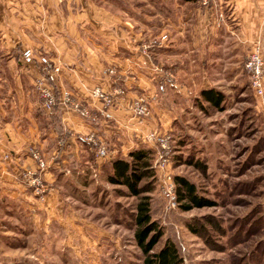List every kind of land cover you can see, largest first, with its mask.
<instances>
[{
  "label": "rangeland",
  "instance_id": "374dc122",
  "mask_svg": "<svg viewBox=\"0 0 264 264\" xmlns=\"http://www.w3.org/2000/svg\"><path fill=\"white\" fill-rule=\"evenodd\" d=\"M259 36L250 42L251 35H240L248 41L245 48L233 47L230 38L222 47L193 56L176 51L173 58L181 66L172 74L180 89L172 93L174 100L167 90V131L155 129L171 136L170 160L159 167L154 154L155 177L142 185L152 186L144 194L151 196L153 220L164 230L155 250L173 240L182 264H264V97L256 94L245 68L264 33ZM207 87L224 93L220 108L200 100ZM153 114L158 121L163 115ZM54 167L52 184L43 174L50 190L36 193L39 204L23 195L22 202L8 204L12 199L3 197L0 264H145L135 238L138 198L107 181L108 160ZM177 175L216 205L190 210L178 201L172 205L165 186ZM28 178L23 173L21 180L35 191ZM50 194L56 196L52 204Z\"/></svg>",
  "mask_w": 264,
  "mask_h": 264
},
{
  "label": "crops",
  "instance_id": "0c3cea01",
  "mask_svg": "<svg viewBox=\"0 0 264 264\" xmlns=\"http://www.w3.org/2000/svg\"><path fill=\"white\" fill-rule=\"evenodd\" d=\"M165 33L167 43L143 49L152 37ZM263 33L264 0H210L208 5L199 0H0L1 199L6 195L12 199L8 204L18 203L23 195L41 202L21 180L26 169L37 166L32 150L46 159L44 178L52 184L54 166L62 162L97 165L135 147H150L142 137L158 128L167 131V90L170 95L180 89L172 76L181 67L173 62L176 51L193 56L194 51L222 47L230 38L233 47L245 48L248 41L240 35H251L248 40L254 42ZM25 48L48 55L61 68L52 83L59 101L51 112L43 108L37 87L45 72L37 64H25ZM166 75L172 80L160 92ZM97 86L115 96L113 118L105 117L104 104L92 97ZM66 92L96 118L77 112ZM141 95L153 113L163 114L160 121L154 114L143 120L133 116L129 104ZM92 132L106 144L108 157H98L86 139ZM55 197L50 194L47 203Z\"/></svg>",
  "mask_w": 264,
  "mask_h": 264
},
{
  "label": "built area",
  "instance_id": "2783aa9c",
  "mask_svg": "<svg viewBox=\"0 0 264 264\" xmlns=\"http://www.w3.org/2000/svg\"><path fill=\"white\" fill-rule=\"evenodd\" d=\"M203 5H208L210 0H199ZM169 41L168 34H160L158 36L152 37L150 41L143 45L145 51H149L151 48L162 46ZM22 57L26 65L37 64L45 74L42 78L37 80V87L42 98V106L47 111H53L57 104V94L52 83H56L57 75L61 71L59 65H57L48 55L44 53H36L31 48H25L22 50ZM245 68L251 76L252 87L254 88L256 94L264 97V39L256 42L251 52L248 54L245 60ZM109 73H114L113 68L107 69ZM167 77L163 82L159 84L158 90L164 92L167 84L172 80L171 76ZM92 97L99 99L104 104V115L107 118H113L110 108L115 104V96L105 92L101 87L97 86L91 91ZM158 96V94H156ZM155 95V96H156ZM66 101L71 103L73 108L79 112L82 116L87 118L95 119L96 117L92 115L90 109L80 103L79 101H72L69 92H66ZM133 116L140 120L144 118H149L152 116V108L150 107L149 100L147 97L141 95L138 96L133 101L132 105ZM87 140L92 143L94 149H96L97 155L100 158H106L109 155V150L103 140L97 137L95 133H89L86 136ZM142 143L149 145L151 148L155 149V154L157 155L156 164L159 167H163L169 162V154L171 152V136L168 132H160L158 130H152L142 137ZM34 159L36 160L35 169L29 168L24 172L25 177L28 178V183L30 186L34 187L35 192L42 194L47 193L50 189L47 187L43 181V174L48 170V163L43 155L38 150H32ZM166 192L171 195L172 205L177 203L176 194V183L171 182L168 186H165Z\"/></svg>",
  "mask_w": 264,
  "mask_h": 264
},
{
  "label": "trees",
  "instance_id": "16d2710c",
  "mask_svg": "<svg viewBox=\"0 0 264 264\" xmlns=\"http://www.w3.org/2000/svg\"><path fill=\"white\" fill-rule=\"evenodd\" d=\"M200 98L217 108H220L225 101L224 93L214 87L202 88ZM57 99L59 101L58 95ZM154 154L155 151L152 148L140 146L131 149L125 156L113 158L109 161L111 171L107 175V181L111 184L126 186L129 193L138 198L134 214L135 238L145 254V264H182L181 252L173 240L167 239L160 249L155 250V246L164 236V230L156 220H153L151 196L144 194L150 192L152 186L142 185L145 179L155 177ZM175 183L177 200L184 210L216 205L215 201L200 195L196 184L184 176L177 175Z\"/></svg>",
  "mask_w": 264,
  "mask_h": 264
}]
</instances>
